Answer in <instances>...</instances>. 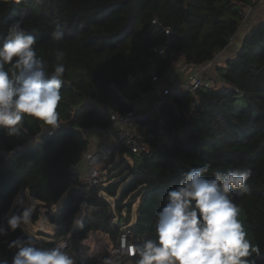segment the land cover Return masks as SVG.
<instances>
[{
    "label": "trees",
    "instance_id": "1",
    "mask_svg": "<svg viewBox=\"0 0 264 264\" xmlns=\"http://www.w3.org/2000/svg\"><path fill=\"white\" fill-rule=\"evenodd\" d=\"M251 1L0 2V41L10 24L20 20L21 27L35 36L33 47L48 63V71L57 63V51L64 52L66 69L56 109L61 127L37 136L47 126L25 117L19 135L9 137L0 129V217L21 189L36 204L31 220L38 219L43 207L54 225L51 240L33 237L38 247H53L65 238V251L75 264H128L106 252L90 255L84 241L98 232L117 242L126 229L128 243L152 238L155 213L166 192L188 170L208 164L206 175L211 178L217 170L247 169L250 191L233 190L231 198L240 210L238 219L247 239L261 250L249 259L264 264V16L244 32L232 55L211 67L215 85L186 93L184 99L172 96L161 109L162 123L149 121L153 136L148 150L132 153L118 147L131 161L120 156L111 168V158L97 183L71 184L69 170L89 147L88 130L109 124L104 107L125 111L130 99L148 89L152 70L161 74L180 58L189 65L212 58L234 38ZM57 23L63 26L61 40L52 37ZM166 39L165 56L152 50ZM193 98L196 103L191 107ZM25 235L18 228L0 238V259L11 264L16 249L7 244ZM127 257L136 264V255Z\"/></svg>",
    "mask_w": 264,
    "mask_h": 264
},
{
    "label": "clouds",
    "instance_id": "2",
    "mask_svg": "<svg viewBox=\"0 0 264 264\" xmlns=\"http://www.w3.org/2000/svg\"><path fill=\"white\" fill-rule=\"evenodd\" d=\"M19 4L21 0H0ZM16 20L0 41V129L9 137L19 135L25 117L56 129L62 123L57 107L62 99L65 73L64 52L57 51L53 70L37 56L34 35L27 33ZM63 26L55 24L52 37L61 40ZM210 166L204 164L183 174L164 196L163 206L155 213L154 236L141 237L129 246L138 257L136 264H255L259 245L247 239L239 208L232 201L233 190L250 191L246 181L250 171L217 170L209 178ZM33 206L20 189L8 210L0 217V238L31 222ZM75 224L80 221L74 219ZM16 249L11 264H75L65 249L66 240L53 247L37 246L31 235L18 236L7 244ZM0 264H9L0 259Z\"/></svg>",
    "mask_w": 264,
    "mask_h": 264
},
{
    "label": "built area",
    "instance_id": "3",
    "mask_svg": "<svg viewBox=\"0 0 264 264\" xmlns=\"http://www.w3.org/2000/svg\"><path fill=\"white\" fill-rule=\"evenodd\" d=\"M262 2L264 0H252L245 10L241 23L246 22L248 20L247 16L250 17L258 4ZM152 21L155 22V19ZM165 32L168 34L169 28H165ZM166 48L167 39L153 46L152 50L165 56ZM220 52H217L212 58L198 65H189L184 59L180 58L176 61V65L181 71V77L175 76L172 65L167 66L161 74H157L152 70L148 89L144 93L130 99L128 108L123 112L104 107V111L109 116V124L104 128L93 126L89 130L105 131L108 133L111 136L113 147H124L132 153L148 150V139L153 136L149 121L154 118L159 124L162 123L163 114L161 109L170 102L172 96L177 95L180 99H184L186 93H194L198 88L215 85V77L210 70L220 60ZM195 103L196 99L193 98L191 100V107ZM136 125H141L142 128L137 129ZM61 126L62 123L59 127ZM54 130L51 127H41L37 136L43 133L50 134ZM106 152L107 150H97L91 147L83 150L80 161L71 164L69 167L70 183L73 184L80 180L91 183L99 182L103 178L104 170L101 167V163L106 156ZM81 161H84L86 165V172L84 173L78 167ZM113 219L115 220V218ZM128 231L126 229L119 234L116 248L125 254V256H132L134 254L129 251V246L132 244L126 241V237L129 234ZM59 240L66 239L59 238L57 241Z\"/></svg>",
    "mask_w": 264,
    "mask_h": 264
},
{
    "label": "rangeland",
    "instance_id": "4",
    "mask_svg": "<svg viewBox=\"0 0 264 264\" xmlns=\"http://www.w3.org/2000/svg\"><path fill=\"white\" fill-rule=\"evenodd\" d=\"M259 6H264V2L258 4L257 7ZM247 18H249V16H247ZM225 54V53H224ZM222 56H220L219 59H221ZM241 103V101H240ZM154 116V115H153ZM89 132L87 133V136L90 139V143L97 139H103V136L106 135L107 133L105 131H92V130H88ZM99 137V138H98ZM106 144V142H105ZM104 144V145H105ZM110 144V141L108 143V145ZM103 144L99 145V147L97 145L95 146H90L91 148L94 149H103L104 150V146ZM108 148H110V152L108 153V155L106 154V161L104 160V162L101 163V167L103 168L104 166H106L107 164L110 163L111 158L113 159V161L111 162V168L115 166L116 162L120 159V156L123 157L125 160L127 161H131L130 156L126 153V152H120V149L118 147H111L110 145L108 146ZM125 163V162H124ZM107 168V167H106ZM28 202L31 203V205L33 206V208H36V204L31 200L30 197H28ZM60 199L58 200V203H60ZM23 229L26 231V233L28 235H31L35 238H46L48 240H51L52 238V234H53V229H54V225L52 223L49 222L48 218L45 215V208L40 207L39 208V214H38V219L36 221H32L28 224V225H24L22 226ZM84 243L87 246V252L90 255H96V256H101L102 254H106L108 255L110 254L111 256H114V258L116 259L117 262H123V263H128L127 261V256H125V254H123L121 251L117 250L116 245L118 243L112 241L107 235L105 234H101V233H92L90 234V236L84 241Z\"/></svg>",
    "mask_w": 264,
    "mask_h": 264
},
{
    "label": "crops",
    "instance_id": "5",
    "mask_svg": "<svg viewBox=\"0 0 264 264\" xmlns=\"http://www.w3.org/2000/svg\"><path fill=\"white\" fill-rule=\"evenodd\" d=\"M262 16H264V6L256 7V9L252 12V14L248 18V20L239 25L238 32L235 34L232 41L223 50H221V52H220V56H222L221 59H223L226 55L227 56L232 55L237 50V48L239 47V45L241 43V39L243 37L244 32H246V30H248L249 26L251 24H253L256 20L261 18ZM172 66H173L175 76L181 77V71L179 70V67L176 65V62H174L172 64ZM149 125H150V123H149ZM136 128L141 129L142 126L136 125ZM103 138H104V140L103 139H99V140L95 139L93 141V143L92 142L89 143V147L92 145L93 146L97 145L99 147V145H101V144L104 145L106 142V144L102 147H104V150H110V148H108V146L110 145L111 147H113L111 136L107 133L106 135L103 136ZM109 141H110V144L108 145ZM78 167L81 170V172H83V173L86 172V165H85L84 161H81L79 163Z\"/></svg>",
    "mask_w": 264,
    "mask_h": 264
},
{
    "label": "water",
    "instance_id": "6",
    "mask_svg": "<svg viewBox=\"0 0 264 264\" xmlns=\"http://www.w3.org/2000/svg\"><path fill=\"white\" fill-rule=\"evenodd\" d=\"M85 183H86V184H88V182H87V181H86Z\"/></svg>",
    "mask_w": 264,
    "mask_h": 264
}]
</instances>
